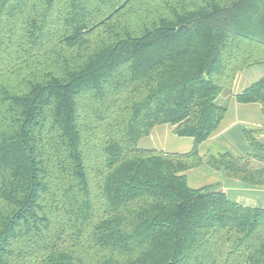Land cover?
Returning a JSON list of instances; mask_svg holds the SVG:
<instances>
[{
	"label": "trees",
	"instance_id": "trees-1",
	"mask_svg": "<svg viewBox=\"0 0 264 264\" xmlns=\"http://www.w3.org/2000/svg\"><path fill=\"white\" fill-rule=\"evenodd\" d=\"M262 64L264 0H0V264H264V208L184 174ZM236 98L264 115V77ZM162 124L195 147L140 148Z\"/></svg>",
	"mask_w": 264,
	"mask_h": 264
},
{
	"label": "crops",
	"instance_id": "crops-1",
	"mask_svg": "<svg viewBox=\"0 0 264 264\" xmlns=\"http://www.w3.org/2000/svg\"><path fill=\"white\" fill-rule=\"evenodd\" d=\"M262 77H264V64L247 67L235 77L232 96L224 119L218 129L198 147L203 163L184 173L191 188L209 187L222 190L232 201L244 206L264 208V185L247 183L229 176L224 167L215 169L208 164L212 157H219L226 153L236 158L264 156L263 152L250 144L245 134L246 130L257 131L255 138L264 144L262 107L259 103H241L236 98ZM174 128L170 124L158 125L148 136L139 141L138 146L164 153L190 152L195 147L193 138L177 135Z\"/></svg>",
	"mask_w": 264,
	"mask_h": 264
}]
</instances>
